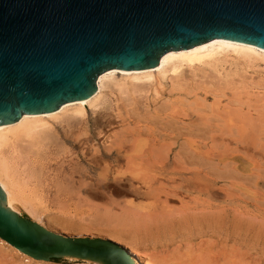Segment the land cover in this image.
I'll list each match as a JSON object with an SVG mask.
<instances>
[{
    "label": "bare ground",
    "instance_id": "obj_1",
    "mask_svg": "<svg viewBox=\"0 0 264 264\" xmlns=\"http://www.w3.org/2000/svg\"><path fill=\"white\" fill-rule=\"evenodd\" d=\"M228 54L236 55L239 59L245 62L264 60V50L256 46L223 40V39L209 41L187 50H178L176 52L170 51L166 53L160 59L159 64L154 66L153 68H147L143 70H133V71L110 70L99 77L97 82V90L89 98L79 100L76 103L73 102L66 104L61 108L52 112L38 114V115H23L19 120H17L13 124L0 126V186L2 187L6 195L5 206L21 217L22 215L17 210L18 207H16L17 206L16 204H18L19 206H23V209L27 210L29 215H31L34 218H38L39 216L43 215V213L41 214L38 213L37 204L41 202L39 203L36 202L37 201L36 198L38 196L36 190L39 187L41 188L43 184L45 185V183H48L47 180L50 176L45 171L47 167L45 168L42 162L45 160L48 161L49 159H51V157L53 158V156H57L61 160L60 163L61 170L59 171V174L55 175L56 178H62L64 181H67L71 185L77 184L78 186H84L88 188L87 190L91 192V195H94L97 198H104V195L106 194H108L107 197L113 198L114 195L115 196L114 198L117 199L115 200L114 198L113 200L110 199L111 204H113L112 206L117 211H119L121 215L127 218H131L133 220L132 227L135 229L138 227V228H142L143 230L144 229L148 230L150 227L157 225L159 226V228H162V230L165 233L167 232L171 233L175 231L176 228L175 223L176 221H178L177 225L180 228L184 226L186 228L187 227L191 228L194 225V227H197L200 230L201 234L205 232L210 233L209 229L215 230L217 227H219L221 221L223 220L221 218V214L220 213L208 214L205 212V210L209 208L213 209L214 207L218 206V205L215 206L216 204L222 203L221 201L219 202L218 200L221 198L223 199L224 195L221 196V194L222 193L224 194V190L223 191L221 190L222 191L221 193L219 190L216 189L218 187V183H217L218 181L216 182V180L214 179L213 180L209 179L208 174L204 171L203 168L202 171L198 170L197 172H193L190 171L187 167H185L184 165L187 164V162H189L187 161V158L189 160V158H191L192 153H196V154L198 153L197 156L200 155L202 159L201 161L208 159L211 161H218L219 163H224L225 156L223 154H225L226 151H224V153L221 154L224 156L222 157L221 155H219L220 153L217 154L218 152H220V149L221 148L227 149V147L229 148V144H236L241 142L239 143L240 146H242L241 144H244L242 147L249 154L248 156H250V161L246 163H248L249 167H252L253 165H255L254 164L255 152L252 150L251 147L253 145H256L255 142L258 140L257 138H262L260 137L262 135L264 137V121L262 122V124L260 122L261 125L259 126H256L257 122L255 121L256 125L251 126V128L249 129L247 125L249 124L250 121L248 120L244 121L245 116L239 117V118L243 117V121L242 119L234 120L233 117H231L232 114H235L233 113V111L235 112L236 110L231 111L232 114H229V117H226V114L225 117H223L224 114L219 115L218 111H216L218 115L217 114L214 115L215 112L213 114H209V112L206 111L207 113L205 112L206 113L205 115L201 114L202 116H198V117L191 115L194 113L190 112L191 113L190 115H186L188 119H180V120H176L175 118H173L174 116L171 117L169 115L161 114V112L159 113V111H156V113L154 112V114L157 115L156 119L157 120L159 119L160 121H165V124H163L164 128L162 127L163 128L162 130L165 133H168V135L166 136H162V134L156 135L155 132H152L150 135L153 137L152 145L154 147H158L162 139H164L165 141L172 139L174 140V142L172 141L173 143L171 142L172 144L170 143V145H168L167 147L163 145L161 146V148L159 147L160 148L159 153H157L158 151L156 152L153 147L150 148L151 146H149L150 144H148L146 146H149L150 149H148L147 147L146 148L147 152H144L145 151L144 143L142 144V140H140V138L143 139L142 136L147 134H142V136H140V133H138L139 135L136 133L134 135L132 133H129L128 131L127 133L122 132L120 134L118 132L119 135L118 134L113 135L114 132L112 127L115 122L114 120L113 121L111 120L113 119V117L115 118V116L113 117L110 116L112 119L109 116L106 117L104 116L102 119H98L97 117L99 116L95 117L97 119H88L89 116L88 118H86L87 112L85 106L89 105L90 107H92L96 104V102L100 100L101 90L106 88V86H108L107 84H112L117 80L116 77L114 76L116 73L122 76L121 79L123 82L122 83L116 82L114 83V86H116L121 96L125 97V101L127 102L126 105L135 108L140 106L141 103L140 99H146V101H149L150 98L152 97H157L158 95H162V93H167V87L170 86L169 83L171 84V90L168 92V94L173 92L175 90V86L180 84V82H182L184 79L183 75L181 74V71L183 70L184 67L199 69L202 66L216 65L218 62H220L222 56L226 58L228 57L227 56ZM168 74L172 75V77L170 75L171 77L170 79L167 76ZM175 80L179 81L178 84H176ZM218 98H220V96ZM220 102L221 100L219 101V103ZM220 105L222 106V104H218V107ZM223 106L225 105L223 104ZM157 108H159V106H157ZM212 109L210 110V112L212 111ZM232 109L233 108H231V110ZM229 110H227L228 113ZM238 111L239 110H237L236 112ZM239 113L236 115H239ZM245 115L247 116V114ZM249 115L250 113L248 114V116ZM94 116L95 115H93V117ZM121 116L119 118H121ZM186 120L189 121V124H187L189 126V129H186L185 127L184 130L185 129L188 130L187 133L185 131H183L184 133L182 131L180 132V130L182 129L180 128L181 127L180 125H184L186 123ZM258 120L260 121V117ZM252 121L251 124H253ZM147 123H151V122L147 121ZM117 124H119V122ZM147 131L145 130L144 132ZM176 131H179L180 133H176ZM172 135L175 136L172 137ZM234 135H236L237 139L234 138ZM206 136L208 137L205 138ZM226 136H231V140H227L225 138ZM198 139L200 140L207 139L208 143H204V141L202 140H201L202 142L197 141ZM149 140L150 139H148V141ZM181 140H183V144H181L182 146L180 153L182 155L185 153L184 158L187 161L186 162L184 159V162H186L184 165L183 163H181L183 160L182 161L180 160V162L177 161L178 157H180V153H178V155L174 154L175 146H179ZM101 142L103 145L102 147L100 146ZM108 142L110 143V145L108 144ZM262 142L259 143L262 144ZM163 143L164 141L162 142V144ZM256 143H258V141ZM106 144H108L109 146L108 145L106 146ZM142 147H144L143 151H142ZM164 147H166L165 148L166 156H162L163 153L165 154V152L162 150ZM204 148L207 149L205 152L202 151ZM255 149H257L258 151L261 150V147L260 148L255 147ZM262 149H264V147ZM161 150L163 151L162 153ZM251 151H253L254 153L252 154ZM261 151L264 152V150ZM200 157L198 156V158ZM233 160L243 163V161L238 157L233 158ZM194 161L199 163L195 159ZM206 163L207 162H205L204 164ZM208 164H210V162H208ZM215 165L218 168L217 163H215ZM201 166L204 165L201 164ZM226 166L228 167V165H225L224 167L227 168ZM215 168L213 167V169ZM225 168L223 171H221V173L218 172L219 171L218 169L220 168L217 169L218 171L216 169L215 170L222 177L221 175L222 172L225 173V171L227 170ZM213 169H211L212 172ZM196 170H197V166H196ZM248 171L250 172L251 168ZM227 172H229L228 176L230 174L231 177L234 176L237 171H235L234 173L231 170V172L234 173L233 175H231L232 173H230V170H227ZM252 172H254V169ZM252 172L250 173V176L255 175ZM248 177L246 181L249 180ZM255 177L256 176H254V178L252 177L253 179L250 178L252 180H249V183L251 181L254 182L256 180ZM237 178L238 177L234 179L237 180ZM239 179L240 177L238 178V180ZM252 182L250 184H252ZM249 183L247 182V184ZM228 192L229 190L227 191V193ZM227 193L225 195L229 194ZM194 194L195 195L197 194L199 197L198 198L194 197V199L192 198L193 200L190 199V197ZM200 196H204V197L208 196V200L201 201L202 204H200L201 202L199 201L200 203L198 204V202L196 201L197 199H200ZM225 197L227 196H224V199H226ZM228 201L229 200L226 199L223 201V203L226 204L228 203ZM173 202L174 203L176 202V204L179 203L180 207L179 208L174 207V204H172ZM232 203L234 204V201ZM40 205L41 204H39V207L42 209L43 205L42 206ZM238 205L239 204L237 203L236 206ZM109 211L106 212L108 213ZM197 211H201V214L199 215L197 213H194ZM177 216H179L180 219L177 220L176 219ZM235 219L236 221L233 223V230H234L233 232L237 233L241 220L240 217L238 216ZM37 221L39 220L37 219ZM42 225L49 230V226H47V224L41 223V226ZM204 240H201L202 241L200 242L201 245L198 246L199 247L198 253H195L193 249L192 250L186 249L188 250V252L185 251L184 253L192 252L194 253V256L195 254H197L195 257L193 256V254H191L193 257L191 259L188 258V261L184 259L187 261L186 264H243L245 262L244 261L243 263H241V261H239L237 257H235L236 255L234 253L238 251L239 248L236 247L237 250L235 249L236 251L234 253L232 252L233 254H231L230 250L232 246L229 247L230 248L229 249L230 253H229V251L226 249L225 244L222 245L220 243L222 245L221 246L218 243V241L214 243L213 240L212 241L211 240L209 241V239L206 241ZM227 240L226 242L230 241ZM0 243L2 244L3 247L8 248V250H10L15 255L23 258L24 260L39 264L44 263L42 261H36L26 256L25 254L21 253L18 249L10 246L7 242H5L2 239H0ZM117 244L121 246L120 243ZM189 250H191V252ZM126 251L128 252V254H130L135 258L134 261H136L137 264H150L152 262V261L150 263H148L147 261L146 263L142 262L138 258L139 255H137V253L133 251L131 248L127 247ZM184 255L185 254H182V256ZM188 255L190 256V254H186V256ZM173 256H176V254ZM181 259L178 260L181 261ZM69 260H73V259H69ZM184 260H183L184 263L182 262V264H185Z\"/></svg>",
    "mask_w": 264,
    "mask_h": 264
},
{
    "label": "water",
    "instance_id": "obj_2",
    "mask_svg": "<svg viewBox=\"0 0 264 264\" xmlns=\"http://www.w3.org/2000/svg\"><path fill=\"white\" fill-rule=\"evenodd\" d=\"M264 50V0H0V126L89 98L110 70L213 40ZM0 239L43 262L137 264L108 239L53 233L5 206Z\"/></svg>",
    "mask_w": 264,
    "mask_h": 264
},
{
    "label": "rangeland",
    "instance_id": "obj_3",
    "mask_svg": "<svg viewBox=\"0 0 264 264\" xmlns=\"http://www.w3.org/2000/svg\"><path fill=\"white\" fill-rule=\"evenodd\" d=\"M227 56L228 57H226V58H224L222 56L220 62H218L216 65L202 66L199 69H197V68L192 69V68L184 67L183 70L181 71V74L183 75L184 79L182 82H180V84H178L179 81L175 80L176 84H178V85L175 86V90L173 92L168 94V92L171 90V84L169 83L170 86L167 87V93H162V95H158L157 97H152V98H150L149 101H146V99H140V102H141L140 106L135 107V108L129 107L128 105H126L127 102L125 101V97L121 96V94L118 92V89L116 88V86H114V83H116V82H118V83L123 82L121 79L122 76L120 74L116 73L114 76L116 77L117 80L112 84H107L108 86H106V88L101 90L100 100L98 102H96V104L92 107H90L89 105L85 106V109L87 112L86 118H88V116H89L88 119H97V118L102 119L104 116L105 117L106 116H109V117L115 116V118L113 117V119L110 117L112 119L111 121L114 120V122L116 123V126H115V123L113 122L114 123V125L112 127L113 132H114L113 135H117V134L119 135V133L121 134L122 132L127 133L128 131H129V133H132L134 135H135V133L136 134L140 133V136H142V134H147V135L142 136V138L144 140L147 139L146 141H144L143 139L140 138V140H142V144L144 143V147H145L144 152H147L146 151L147 147H148V149L153 147L156 152L158 151L157 153L160 152V148L162 145L167 147L168 145H170V143L172 141L174 142V140L170 139V140L165 141L164 139H162L160 141L161 145L159 144L158 147H154L152 145L153 144V137L150 136L152 132H155L156 135H159V134H162V136L168 135V133H165L162 130L164 128L163 124H165V121H160L159 119L158 120L156 119L157 115L154 114V112L156 113V111H159V113L161 112V114H166V115H169L171 117L174 116L173 118H175L176 120H180V119H188L186 117V115H190L191 113H194L191 115H194L197 117L205 115L207 113L206 111H208L209 114H213L215 112L214 115H216V114L218 115V113H219V115L224 114L223 117H225V114H226V117H229V114H232L231 111L239 110L240 113H239V111L238 112L233 111V113H235V114H232L231 117H233L234 120H238V119L241 120L242 119V121H243V117L245 116L244 121H247V120L250 121L249 122L250 125L249 124L247 125L249 127V129L251 128V126L256 125L255 124L256 122H257L256 126H259L264 121V60L245 62V61L239 59L236 55L228 54ZM170 75L171 74L167 75L169 79L172 77V75H171V77H170ZM185 78H187V79H185ZM201 92H203V93H201ZM209 94H212L214 97L212 95H209ZM219 96H220V98H218ZM170 97H171V99H170ZM217 99L219 101L221 100V102L219 103V101ZM206 100H208V101H206ZM74 103H76V102H74ZM117 103H118V105H117ZM198 103H199V106H198ZM205 103H206V105H205ZM215 104H217V105H215ZM218 104H222V106L220 105L218 107ZM223 104L226 107L223 106ZM209 105H211V106H209ZM157 106H159V108H157ZM208 106H209V108H208ZM206 108L209 110H207ZM218 108H219V110H218ZM231 108H233V109L231 110ZM211 109H212V111H211L212 113L210 112ZM202 110H204V111H202ZM222 110H223V113H222ZM227 110H229V113ZM175 111H177V112H175ZM216 111H218V113ZM173 112H175L177 115ZM196 112H198V113H196ZM199 112H200V114H199ZM248 112L250 113L249 116H248V114H249ZM238 113H239V115H236ZM88 114H90L91 116ZM121 114H122V116H121ZM245 114H247V116ZM262 114H263V116H262ZM93 115H95V116L93 117ZM234 115H236V116H234ZM96 116H99L101 118H99V117L95 118ZM120 116L122 119L119 118ZM139 116H140V118H139ZM142 116H143V118H142ZM241 116H243V117L239 118ZM250 117H251V119H250ZM259 117H260V121L258 120ZM116 118H119L120 120L116 119ZM261 119H263V120H261ZM141 120H143V121H141ZM147 121L151 122L152 125H151V123H147ZM251 121L253 124H251ZM118 122H119V124H117ZM153 122H154V124H153ZM260 122H261V124H260ZM245 123H248V122H245ZM187 124H189L188 120H186V123L184 125H180L181 127L177 126V127L182 128L180 130V132L185 131L187 133L188 130H186V129H189V126ZM138 126H140V127H138ZM160 127H161V130H160ZM185 127H186V129L184 130ZM135 128H136V130H135ZM143 130L144 131L148 130L147 131L148 133L144 132ZM157 132H158V134H157ZM180 132L176 131V133H180ZM174 136L175 135H172V137H174ZM207 137L208 136H206L205 138H207ZM260 137H262V138H257L258 143H256L257 141L255 142V144L258 146L253 145L251 147L252 150L256 153L255 154L253 151H251V153L252 154L254 153V155H255V158H254L255 163L253 162L255 165H253L254 167L252 166L254 169V172H252L253 171L252 167H249L248 163H246V162L250 161V156H248L249 154L243 149L242 146L244 144H241L242 146H240L239 143H241V142L236 143V144H229V148L228 147H227V149L221 148L220 152H218V153L216 152L217 154L220 153L219 155H221L224 153V151H226L225 154H223L225 157L223 155H221L222 157L225 158L224 163H219L218 161H211L208 159L201 161L202 159H201L200 155H198L200 158H198V156H197L198 153L197 154L192 153L191 158H189V160L187 158V161H189V162H187L186 159L184 158L185 153L183 155L180 153L181 146H182L181 144H183V140L180 141L179 146H175L174 154L178 155V153H180V157H178V160L176 157V160L178 162H180V160L181 161L183 160L181 162V163H183V165L187 162V164H185L184 166L193 172H197L198 170L202 171V168H203L204 171L208 174L209 179H212V180L214 179V180H216V182L218 181L217 182L218 187L216 189L219 190L221 193L224 190V194L222 193L221 196H223V195L227 196L225 198L229 200L228 203L224 204L223 201L226 199H224V196H223V199L221 198L218 200L219 202L221 201L222 203L215 205V206L218 205L220 207L217 206V207H214L213 209L209 208V209L205 210V212L208 214H213V213L219 214L220 213L221 218L223 219L221 221V224L219 225V227H217L215 230L209 229L210 233L205 232V233L201 234L200 230L197 227H194L193 224H192L193 226L191 228H188V227L186 228L185 226L180 228L177 225L178 221H176V223H175V225H176L175 231H173L171 233L170 232L165 233L162 230V228H159V226H157V225H154V226L151 225L152 227L149 226L150 228L148 230L147 229L143 230L142 228H138V227L136 228L137 229L136 230L135 228L132 227L133 220L131 218H127V217L121 215L120 212L117 211L112 206L113 204H111L110 199L113 200V198L115 197L114 195H113V198L107 197L108 194L104 195V198H97L94 195H91V192L89 190H87L88 188H86L84 186H78L77 184L71 185L67 181H64L62 178H56L55 175L59 174V171L61 170V166H60L61 160L57 156H53V158L51 157V159H49L48 161L45 160L42 162L44 164L45 168L47 167L45 169V171L50 176L47 180L48 183H45L46 186L43 184L44 186L42 185L41 188L39 187L36 190V193L39 196V197L37 196L36 202L37 203L41 202V203H39V204H41L40 206L43 205L42 209H41L39 207V204H37L38 205V213H40V214L43 213V215L39 216L40 215L39 214L38 218H34L31 215H29L27 210L23 209V206H19L18 204H16L17 205L16 207H18L17 210L20 212L22 217L29 218L33 222L36 221L35 223H37L39 225H41V223L47 224V226H49V231H51L53 233L61 234L63 236H68V237H90V238H101V239L112 240L116 243H120L121 246L124 248L125 247L131 248L133 251H135L137 253V255H139L138 258L144 263H146V261L148 263H150L152 261L150 264H152L153 262H154L153 264H163V263L164 264H179L180 262H181L180 264H182L184 259H186L188 261V258L191 259L194 256V253L191 252L192 249L195 253L199 252L198 246L201 245L200 244V242H202L201 240H204V239L208 240L209 239V241L213 240L214 243L218 241L219 244L220 243L222 245L225 244L226 249L228 251L230 249L229 247H231V246L233 248L235 247L234 250L231 247V250H230L231 254H233L237 250L236 247L239 248V250L236 251L237 253L235 252L234 254L236 255L235 257H237V259L239 261H241V263H243L245 261L244 263H246V264H264V152L261 151V150H264V149H262L264 147V145H263V143H264L263 138L264 137H263V135ZM201 138H203V137H201ZM225 138L227 140H231V136H226ZM234 138H236V135H234ZM148 139H150V140L148 141ZM259 139H260V141H259ZM201 140L198 139L197 141H201ZM163 141L166 145L164 143L162 144ZM202 141H204V143H208L207 139H205V140L203 139ZM205 141H207V142H205ZM109 142H110V140H109ZM109 142H108V144L110 145ZM259 142H262V144ZM108 144H106V146ZM148 144H150L149 145V146H151L150 148H149V146H146ZM260 144H261V146H260ZM100 146L101 147L103 146L102 142L100 143ZM144 147H142V151L144 150ZM166 147H164L162 149L164 152L166 151V149H165ZM240 147H242V148H240ZM255 147L256 148L261 147V150L257 151V149H255ZM236 148H238L239 150ZM162 150H161V153L163 152ZM206 150L207 149L204 148L202 151L205 152ZM257 154H258V156H257ZM259 154H261V155H259ZM162 156H166V152H165V154L163 153ZM235 157L240 158L244 164L239 162V161H234L233 158H235ZM184 159L186 162H184ZM194 159L197 160L199 163L194 161ZM194 162H195V164H194ZM202 162H204V163L207 162V163L204 164ZM208 162H210V164H208ZM212 162H214V163H212ZM190 163H191V165H190ZM215 163H217V166L220 169H218L216 167ZM201 164H203L204 166H201ZM242 164H243V166H242ZM225 165H228L229 168L227 166H226L227 168H225L224 167ZM232 165L234 166V168L236 170L233 168ZM64 166H66V165H64ZM196 166H197V170H196ZM210 166H211V169H213V167L214 168L216 167L219 171L216 168L215 169L220 173H221V171L224 170V168L227 170H230V173H232V172L235 173V171H237L239 173L236 172V174L234 176L230 177V174L228 176L229 172H227V170H226L225 173L222 172V174H221L222 177H221L215 169H213V172H214L213 173L212 170L210 169ZM250 168H251V171L249 172L248 170H250ZM239 169L243 170V171H240ZM209 170H210V172H209ZM231 170H232V172H231ZM215 172L217 173V175ZM251 172L254 173L255 175L250 176ZM234 173H232L231 175H233ZM223 174H224V177H223ZM247 174L249 175V177ZM254 176H256L255 177L256 180L255 179L254 180L257 182L251 181L252 184H250L251 182L249 183V180H252L254 178ZM217 177L219 178V180ZM226 177H228V178H226ZM236 177H238V178L240 177V179L238 180V178H237V180H235ZM247 177L249 178L248 181H246ZM250 178H252V179H250ZM247 182L249 184H247ZM226 185H228V186H226ZM226 190L227 191L229 190V192H228L229 194L227 193ZM250 190H252V191H250ZM226 193L228 195H225ZM232 194L234 197L232 196ZM194 197L198 198L199 196L197 194L196 195L194 194L190 197V199H192V198L194 199ZM231 197H233V198H231ZM115 199H117V198H114V200ZM203 199H206V200H203ZM207 200H208V196H205V197L200 196V199H197V201L196 200H194V201L198 202V204H199L201 201H207ZM233 201H234V204L232 203ZM237 203L239 204L238 206H236ZM172 204H174V207H177V208L180 207L179 203L176 204V202L175 203L173 202ZM200 204H202V202ZM109 209H110V211H109ZM106 211H109V212L107 213ZM239 211H241V212H239ZM194 213H197L200 215L201 211H197ZM247 213H249V214H247ZM237 216L240 217L241 222H240L239 229L236 233V232H233L234 231L233 230V223L236 221L235 218ZM254 218H256L257 220ZM37 219L39 221H37ZM176 219L178 220V219H180V217L177 216ZM125 221H127V222H125ZM38 222H40V223H38ZM50 229H52V230H50ZM248 234H250V235H248ZM192 235H194V236H192ZM225 239L226 240L228 239L227 241H229V240L230 241L226 242ZM206 240H204V241H206ZM188 246H190V247H188ZM191 247H193V248H191ZM253 247H254V249H253ZM186 249H191V250H189L191 253H184L185 251L188 252V250H186ZM230 251H229V253H230ZM174 253L176 254V256H173V255H175ZM182 254H185V255L182 256ZM186 254H190V256L189 255L186 256ZM191 254H193V256ZM196 255L197 254H195V256ZM240 256H242V257H240ZM149 257H151L152 259ZM167 257H170V258H167ZM153 258H154V260L156 258H158V259H156L154 261ZM176 258H178V259L183 258V259H181V261H180ZM186 260H184L185 264L187 262ZM87 262H89V261L77 260V259L69 260L68 258H63V259H54V260H51L50 262H44L43 264H89V263L95 264L92 262H89V263H87ZM0 264H39V263H34V262H29L27 260H24L23 258L12 253L10 250H8V248L3 247L1 244L0 245Z\"/></svg>",
    "mask_w": 264,
    "mask_h": 264
}]
</instances>
